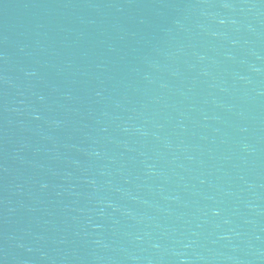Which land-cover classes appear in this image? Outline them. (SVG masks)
I'll return each instance as SVG.
<instances>
[{
    "label": "water",
    "instance_id": "water-1",
    "mask_svg": "<svg viewBox=\"0 0 264 264\" xmlns=\"http://www.w3.org/2000/svg\"><path fill=\"white\" fill-rule=\"evenodd\" d=\"M0 264H264V0H0Z\"/></svg>",
    "mask_w": 264,
    "mask_h": 264
}]
</instances>
